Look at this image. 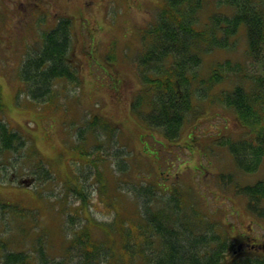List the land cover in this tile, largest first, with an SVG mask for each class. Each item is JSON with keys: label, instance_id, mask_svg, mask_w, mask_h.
Here are the masks:
<instances>
[{"label": "rangeland", "instance_id": "1", "mask_svg": "<svg viewBox=\"0 0 264 264\" xmlns=\"http://www.w3.org/2000/svg\"><path fill=\"white\" fill-rule=\"evenodd\" d=\"M164 5L165 0H54L39 5L0 0V123L26 137L22 150H0V254L24 251L30 258L25 264H32L41 261L43 252L49 264H76L79 243L68 249V238L84 230L101 247L93 264H150L126 252L120 230L132 231L138 222L131 189L145 181L161 188L160 193L176 188L186 209L205 216L231 239L234 250L264 255V219L249 212L246 198L234 186L264 179V156L251 173L236 165L220 141L243 136L234 113L198 101L178 137L168 141L133 110L144 86L138 64L149 41L143 31ZM213 12L230 9L218 0H205L200 19L206 21ZM63 18L71 21L68 54L80 79L78 84L57 81V98L49 106L30 98L19 69L42 48L44 33ZM235 39L233 49L204 55L201 71L229 58L248 65L250 73L259 72L261 63L245 52L243 32ZM93 114L116 127L117 146L99 150L90 135L82 142L80 128L88 127L84 121ZM31 145L37 151L33 157ZM39 156L52 179L45 165L37 163ZM245 235L250 245L242 243Z\"/></svg>", "mask_w": 264, "mask_h": 264}, {"label": "trees", "instance_id": "2", "mask_svg": "<svg viewBox=\"0 0 264 264\" xmlns=\"http://www.w3.org/2000/svg\"><path fill=\"white\" fill-rule=\"evenodd\" d=\"M165 1L156 21L143 31L149 45L139 59L144 86L133 103L134 112L150 129L161 131L171 141L178 137L198 101L208 100L222 106L234 113L245 131L239 138L220 141L243 173L254 172L264 156V0H218L229 7L230 13L213 12L204 22L199 15L205 0ZM70 25L67 18L58 20L55 27L44 33L42 48L26 58L19 69L20 79L34 102L53 106L57 81L79 83L75 62L68 54ZM239 31L245 37L247 56L261 63L262 69L250 73L248 65L225 58L211 63L202 72L204 55L215 49H233ZM84 123L88 127L80 128L79 135L85 138L82 142L90 135L99 150L106 144L109 148L117 146V129L104 117L93 114ZM25 143L26 137L8 124L0 123L1 151L18 152ZM31 147L33 157L37 151ZM76 150L80 151L78 147ZM113 152L117 157V152ZM80 154L86 155L84 149ZM36 160L44 164L40 156ZM115 168L121 171L116 165ZM43 169L52 179L47 165ZM228 180L232 181V177ZM132 186L139 206V214L135 213L138 222L132 231L120 228L121 245L132 256L141 255L150 264H264L263 254L234 250L231 239L208 223L205 216L189 212L176 188L161 194V188L149 182L140 181ZM234 186L246 198L249 212L264 219V179ZM244 238L242 243L250 245V237ZM68 239V249L79 243L76 247L80 260L76 264H93L99 260L101 247L92 243L87 232L80 230ZM42 256L40 262L32 261V264H49ZM26 258L29 256L24 251H8L0 254V264L1 261L25 264Z\"/></svg>", "mask_w": 264, "mask_h": 264}, {"label": "flooded vegetation", "instance_id": "3", "mask_svg": "<svg viewBox=\"0 0 264 264\" xmlns=\"http://www.w3.org/2000/svg\"><path fill=\"white\" fill-rule=\"evenodd\" d=\"M84 3H87V1L94 2V0H82ZM20 4H25V3H35L36 5H39L40 3H46V4H51L54 2V0H19Z\"/></svg>", "mask_w": 264, "mask_h": 264}]
</instances>
